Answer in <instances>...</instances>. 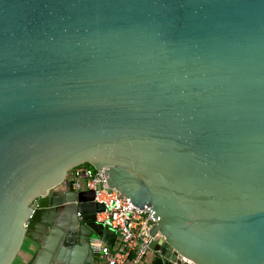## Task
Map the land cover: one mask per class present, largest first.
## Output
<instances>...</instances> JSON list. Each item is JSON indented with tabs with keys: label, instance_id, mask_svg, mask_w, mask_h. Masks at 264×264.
I'll return each instance as SVG.
<instances>
[{
	"label": "water",
	"instance_id": "obj_1",
	"mask_svg": "<svg viewBox=\"0 0 264 264\" xmlns=\"http://www.w3.org/2000/svg\"><path fill=\"white\" fill-rule=\"evenodd\" d=\"M84 163L163 264H264V0H0V264H100Z\"/></svg>",
	"mask_w": 264,
	"mask_h": 264
},
{
	"label": "built area",
	"instance_id": "obj_2",
	"mask_svg": "<svg viewBox=\"0 0 264 264\" xmlns=\"http://www.w3.org/2000/svg\"><path fill=\"white\" fill-rule=\"evenodd\" d=\"M67 181L69 189L75 192L94 191V200L104 207L96 213L95 220L115 231L111 244L95 233L88 237L89 247L100 264H146L148 252L160 255L154 247L156 239L150 233L157 222L149 213L150 208L146 205L138 208L118 190L110 188L103 167L96 169L86 163L75 166L68 170ZM177 257L179 263L175 264H194L185 256Z\"/></svg>",
	"mask_w": 264,
	"mask_h": 264
},
{
	"label": "crops",
	"instance_id": "obj_3",
	"mask_svg": "<svg viewBox=\"0 0 264 264\" xmlns=\"http://www.w3.org/2000/svg\"><path fill=\"white\" fill-rule=\"evenodd\" d=\"M19 258L21 260H26L27 258L24 255V252H19ZM146 264H163L162 258L160 255L150 251L146 256Z\"/></svg>",
	"mask_w": 264,
	"mask_h": 264
},
{
	"label": "flooded vegetation",
	"instance_id": "obj_4",
	"mask_svg": "<svg viewBox=\"0 0 264 264\" xmlns=\"http://www.w3.org/2000/svg\"><path fill=\"white\" fill-rule=\"evenodd\" d=\"M28 260L26 259V260H24V262H27Z\"/></svg>",
	"mask_w": 264,
	"mask_h": 264
}]
</instances>
